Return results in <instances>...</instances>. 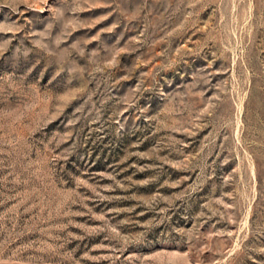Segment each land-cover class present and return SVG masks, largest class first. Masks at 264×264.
Returning <instances> with one entry per match:
<instances>
[{
  "label": "rangeland",
  "instance_id": "rangeland-1",
  "mask_svg": "<svg viewBox=\"0 0 264 264\" xmlns=\"http://www.w3.org/2000/svg\"><path fill=\"white\" fill-rule=\"evenodd\" d=\"M0 264H264V0H0Z\"/></svg>",
  "mask_w": 264,
  "mask_h": 264
}]
</instances>
